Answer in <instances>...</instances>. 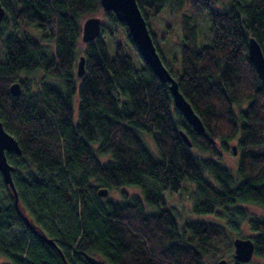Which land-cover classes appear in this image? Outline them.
<instances>
[{"label": "trees", "instance_id": "16d2710c", "mask_svg": "<svg viewBox=\"0 0 264 264\" xmlns=\"http://www.w3.org/2000/svg\"><path fill=\"white\" fill-rule=\"evenodd\" d=\"M0 1L6 8L0 118L22 148L7 157L21 209L58 247L30 228L0 172V264H91L85 253L109 264H216L234 246L231 230L244 221L254 232L255 255L264 259V217L251 218L240 206L264 207V82L249 55L250 36L264 52V0H232L229 6L138 0L165 64L205 124L203 132L178 110L170 83L155 74L127 24L101 0ZM167 6L181 14L180 72L166 61L151 25ZM98 11L106 22L97 38L82 40L80 54V18ZM82 54L86 71L79 77ZM33 74H41L36 89ZM16 81L18 95L11 91ZM232 140L239 153L236 173L219 150L233 149ZM187 181L195 184L194 211L222 209L227 224L185 220L180 230L165 192H177ZM123 186L140 188L143 197L116 200L98 193Z\"/></svg>", "mask_w": 264, "mask_h": 264}, {"label": "water", "instance_id": "95a60500", "mask_svg": "<svg viewBox=\"0 0 264 264\" xmlns=\"http://www.w3.org/2000/svg\"><path fill=\"white\" fill-rule=\"evenodd\" d=\"M101 4L105 10H112L120 21L127 24L131 38L144 60L149 64L161 81L170 83V91L173 95L175 106L182 112L195 130L203 132L205 130V124L191 102L181 92L177 79L165 64L154 42L147 19L139 6L138 0H101ZM5 15L6 8L0 1V25ZM102 23L103 19L99 15L88 17L83 23L82 40L88 42L97 38L101 33ZM249 55L259 78L264 82V52L261 44L254 36H250L249 38ZM85 71V55L82 54L78 61L77 75L82 77ZM11 91L15 95L22 92L21 85L18 81L11 85ZM181 134L187 144L191 146L192 141L188 134L184 130H181ZM233 151L235 154L237 153L236 145H233ZM7 152L22 154V148L17 138L5 128L0 118V172L5 182L10 186L17 208L30 228L35 233L45 238L49 244H54L55 247L58 248L54 240L47 237L41 228L21 209L18 192L12 175L14 166L8 161ZM98 193L101 196H107L109 190L106 187H101ZM233 243L235 246L234 257L238 261L249 262L253 258L255 254V243L251 237L237 236L234 238ZM85 256L91 264H109L100 256L89 253H85ZM226 261V258H221L218 264H226Z\"/></svg>", "mask_w": 264, "mask_h": 264}, {"label": "rangeland", "instance_id": "374dc122", "mask_svg": "<svg viewBox=\"0 0 264 264\" xmlns=\"http://www.w3.org/2000/svg\"><path fill=\"white\" fill-rule=\"evenodd\" d=\"M217 3L220 6H229V4L232 2V0H216ZM242 1H247V0H242ZM99 15L102 17L103 22H106V18L103 15L102 11H98L93 14H89L88 16H84L80 18L81 23L83 22L90 16H95ZM181 14L180 13H175L173 9L170 6H167L165 10L157 16L155 19L152 20L151 25H152V30L155 33H158V41L160 42V47L163 52V55L165 56L166 61L170 64V67L175 71V72H180L181 67H180V60L179 56H177V52L180 46V43L182 41V32H181ZM200 32L201 35L204 36V38L207 39V34H208V23L205 21L204 18H202L200 21ZM123 38V37H122ZM125 40V37L123 38ZM208 40L201 39L200 43H206ZM127 43V40H126ZM79 53H83L85 49V43L81 40H79ZM33 78V85L32 87L34 89L37 88V85L35 84L36 82L40 81L41 74H33L31 76ZM47 80L51 82H56V79H51L48 78ZM74 102V109H75V114H77V107H78V97L74 96L73 99ZM237 112L239 111V106H236ZM239 113V112H238ZM149 143L147 142L149 148L158 154L157 147L153 141V138L147 136ZM152 139V140H151ZM153 141V142H152ZM236 144L235 140H232L229 142L230 147ZM221 156L224 159V162L236 173L237 172V166H238V159H239V153L237 150V153H233V149L230 150H224L221 147H219ZM193 151L199 155L206 157L207 154L204 152H199L197 148H193ZM102 160H107L108 157H101ZM194 191H195V184L187 181L184 186L177 192H169L166 191V200L168 207L172 209V211L175 213L177 221L180 226V230L184 233V230L182 228L183 222L185 220H196V219H211L215 221H219L221 223H226V217L222 216L220 212H222V209H218L217 212L213 213H197L194 211L193 204H194ZM123 194H126L127 196H132V195H139L143 197V193L140 188L136 186H123L120 190H112L109 191L108 195L106 197L116 199V200H121L123 198ZM241 207L245 208L251 218H259V217H264V207L256 205V204H241ZM149 209H151L150 206H147ZM227 224V223H226ZM231 230V229H230ZM189 234V232H186ZM253 231L251 230L250 224L248 221L242 222V224L239 226L238 230H231V234L233 238L237 236L241 237H251L253 235ZM235 246L232 248L228 249L226 254L222 257H219L216 260V264L218 263L220 258H226V264H237L236 261H238L235 257ZM3 258L0 257V260ZM4 259H7L4 257ZM241 263V262H240ZM264 259L255 255L253 258L247 262V264H263ZM213 264V262H212ZM243 264V262H242Z\"/></svg>", "mask_w": 264, "mask_h": 264}, {"label": "flooded vegetation", "instance_id": "af4514ba", "mask_svg": "<svg viewBox=\"0 0 264 264\" xmlns=\"http://www.w3.org/2000/svg\"><path fill=\"white\" fill-rule=\"evenodd\" d=\"M235 145H236V144H235ZM226 260H227V259H226ZM236 262H237V264H240L241 261H236Z\"/></svg>", "mask_w": 264, "mask_h": 264}]
</instances>
